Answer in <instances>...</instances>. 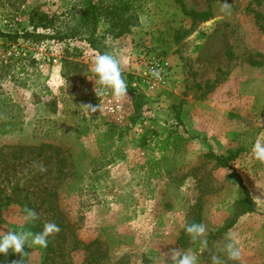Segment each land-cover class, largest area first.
Here are the masks:
<instances>
[{"label":"rangeland","instance_id":"1","mask_svg":"<svg viewBox=\"0 0 264 264\" xmlns=\"http://www.w3.org/2000/svg\"><path fill=\"white\" fill-rule=\"evenodd\" d=\"M81 1L0 0V32L46 38L0 37V122L5 114L21 122L15 133L0 132V232H33L24 220L31 209L41 229L60 228L50 237L53 264H170L172 250L198 264L213 255L264 264V163L251 154L264 140V31L253 17H264V0H125L138 26L105 36L99 51L81 35L63 43L51 30H32L33 12L74 26ZM181 6L209 18L193 23ZM105 53L129 76L120 99L90 70ZM151 68L163 82L143 79ZM231 151L237 157L222 167L216 157ZM233 171L253 213L239 215L244 194ZM196 216L207 247H181ZM229 233L241 249L237 262L223 252ZM17 255L44 262L39 247Z\"/></svg>","mask_w":264,"mask_h":264},{"label":"trees","instance_id":"2","mask_svg":"<svg viewBox=\"0 0 264 264\" xmlns=\"http://www.w3.org/2000/svg\"><path fill=\"white\" fill-rule=\"evenodd\" d=\"M179 2L178 0H176ZM182 13L189 17L191 21H207L209 18L208 12H197L194 10H188L184 6H181ZM77 22L75 25H65L62 28L56 25V17H49L44 13L33 12L29 17V23L32 30H36L41 27V30L52 31V39L66 43L69 40L75 39L78 35L82 36V39L95 51L99 41L106 37L119 38L131 29L138 26V18L136 14L131 10V7L125 0H82L77 6ZM253 17L259 24V28L264 31V17L257 12H253ZM105 25V29L100 33V25ZM65 28V29H64ZM21 35V36H20ZM0 37H9L16 41L18 38H32L36 40H44V34H35L34 32L24 31L21 34L16 33L11 37L10 34H3L0 32ZM49 37V38H51ZM125 79H129V76H125ZM131 94H135V90L131 88ZM143 97V96H142ZM141 99L137 98L135 104L138 103V107H141ZM4 121L0 122V132L2 134L15 133L20 130L21 122L17 120L16 116L7 115L4 116ZM1 120V119H0ZM84 135V131H81L77 136ZM237 157L236 152H229L227 156L216 157L217 162L225 168L229 167V163ZM233 183L236 184L243 192L244 197L236 201V206L239 209V215L253 213L255 206L251 199L246 187L243 185L241 178L232 172ZM198 223L201 224L200 216H196L189 220L186 225ZM233 220L227 227L234 224ZM185 227V226H184ZM33 233L41 232L43 229L40 227V222L35 220L32 222ZM52 238H49L48 246L44 249L43 264H53L54 260L50 255L53 254L54 248L52 245ZM187 243H195L191 240L190 236L183 231L179 238V245L182 247ZM49 261V263H47ZM23 260L17 254L9 252L7 255L0 254V264H23Z\"/></svg>","mask_w":264,"mask_h":264},{"label":"clouds","instance_id":"3","mask_svg":"<svg viewBox=\"0 0 264 264\" xmlns=\"http://www.w3.org/2000/svg\"><path fill=\"white\" fill-rule=\"evenodd\" d=\"M226 14H230L231 6L225 2L222 9ZM91 72L95 75L96 83L104 88L111 90L113 95L120 99L127 96L128 85L122 77L120 62L110 54H99L95 57ZM152 75L159 78L160 73L156 70L152 71ZM86 108L95 112L97 109L91 105H86ZM252 157L258 162L264 163V140L257 138L251 147ZM38 218L37 214L31 210H25L24 220L26 223H32ZM60 228L57 224L49 222L44 224L43 230L38 233L31 231H7L0 232V254L7 255L9 252L14 254H24L25 246L33 248H47L49 238L54 234L59 233ZM184 231L190 236L193 242L200 243L207 247V241L201 239L206 231L203 224L192 223L185 225ZM227 243L223 248L228 260L237 262L241 258V249L238 246V240L231 233L227 236ZM212 264H223V261L218 256H212ZM170 264H198L196 255L179 250H172L170 254Z\"/></svg>","mask_w":264,"mask_h":264},{"label":"built area","instance_id":"4","mask_svg":"<svg viewBox=\"0 0 264 264\" xmlns=\"http://www.w3.org/2000/svg\"><path fill=\"white\" fill-rule=\"evenodd\" d=\"M153 70H156V69L155 68H151V70H149V72H146L143 75V79L146 80V82H148V83H153V85L159 84L160 82H163L164 81L163 73L161 71H158L160 73V76H159V78H156V77H154L152 75V71Z\"/></svg>","mask_w":264,"mask_h":264}]
</instances>
